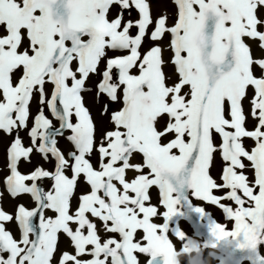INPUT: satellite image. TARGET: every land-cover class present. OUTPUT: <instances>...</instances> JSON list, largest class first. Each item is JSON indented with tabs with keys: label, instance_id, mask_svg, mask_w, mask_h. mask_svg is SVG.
I'll use <instances>...</instances> for the list:
<instances>
[{
	"label": "snow or ice",
	"instance_id": "obj_1",
	"mask_svg": "<svg viewBox=\"0 0 264 264\" xmlns=\"http://www.w3.org/2000/svg\"><path fill=\"white\" fill-rule=\"evenodd\" d=\"M0 95V264H175L185 187L264 242V0H0Z\"/></svg>",
	"mask_w": 264,
	"mask_h": 264
},
{
	"label": "rangeland",
	"instance_id": "obj_2",
	"mask_svg": "<svg viewBox=\"0 0 264 264\" xmlns=\"http://www.w3.org/2000/svg\"><path fill=\"white\" fill-rule=\"evenodd\" d=\"M2 99L0 95V100ZM174 195L180 201L176 206L177 213L171 218L166 215L167 207L163 203L161 193L156 202L158 208L156 222L160 226L161 234L166 235L176 248L174 259H178L179 264H190L189 252L191 257L197 255V251L192 249L199 251L200 258L205 264H264V242L256 249H241L238 245L243 242L242 236L239 239L217 241L212 233V226L221 224L227 231L232 232L235 230L234 220L216 206L196 197L190 188L185 187ZM196 209H203L204 214ZM180 233H183V239L180 238ZM186 246L188 251H185ZM150 260V256H144L141 264H149ZM153 264H164V258H156Z\"/></svg>",
	"mask_w": 264,
	"mask_h": 264
},
{
	"label": "clouds",
	"instance_id": "obj_3",
	"mask_svg": "<svg viewBox=\"0 0 264 264\" xmlns=\"http://www.w3.org/2000/svg\"><path fill=\"white\" fill-rule=\"evenodd\" d=\"M193 251H197V255L195 257H191V252H189L190 256V264H205V262L200 258V253L196 249H192ZM175 264H179L178 259H174Z\"/></svg>",
	"mask_w": 264,
	"mask_h": 264
}]
</instances>
